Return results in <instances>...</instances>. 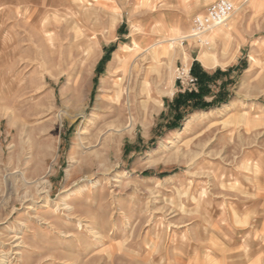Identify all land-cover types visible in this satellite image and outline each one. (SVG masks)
<instances>
[{
	"label": "rangeland",
	"instance_id": "obj_1",
	"mask_svg": "<svg viewBox=\"0 0 264 264\" xmlns=\"http://www.w3.org/2000/svg\"><path fill=\"white\" fill-rule=\"evenodd\" d=\"M171 1L0 0V264H264V6L208 67L152 57L206 10ZM193 57L228 100L170 128Z\"/></svg>",
	"mask_w": 264,
	"mask_h": 264
},
{
	"label": "trees",
	"instance_id": "obj_2",
	"mask_svg": "<svg viewBox=\"0 0 264 264\" xmlns=\"http://www.w3.org/2000/svg\"><path fill=\"white\" fill-rule=\"evenodd\" d=\"M122 29L123 27H121V30ZM114 49L115 46L111 47L106 52V55L102 58L98 67L104 66V64L110 60L109 56ZM190 73L198 78V90L194 89V91L186 90L184 92H179L173 98L172 102L169 103L170 107L174 111V116L171 120L172 122H170L168 125L170 128H179L181 125V119L188 110L206 109L212 105L223 103L228 100V95H223L226 86L225 82L221 83L220 88L222 89L218 94L214 95V98L211 100V102L206 101V98L211 95V83H216L221 77L226 76L229 71L223 72L220 69H217L215 73L212 74L204 70L201 63L198 60H195L191 67Z\"/></svg>",
	"mask_w": 264,
	"mask_h": 264
},
{
	"label": "bare ground",
	"instance_id": "obj_3",
	"mask_svg": "<svg viewBox=\"0 0 264 264\" xmlns=\"http://www.w3.org/2000/svg\"><path fill=\"white\" fill-rule=\"evenodd\" d=\"M235 4V3H234ZM242 4H240V6H236L235 5V11L232 13V15L222 24V25H218L215 28H213L210 32L208 37L211 39H215L217 37H220L221 35L224 36L225 30H227V28L231 25L230 23L233 22L235 15L237 13H239L240 9L242 8ZM234 16V18H233ZM232 18V19H231ZM177 36L174 37H170V38H161V40L156 41L154 44L151 45L150 51L152 54V57L155 58L156 60H160L158 57L161 56V54H164L166 56V58H168V60L170 62L173 63V61L176 58V55L178 54L177 51H182L183 54H185V57L187 58L186 52H185V48L183 46V40H193L192 37H189V35H180V32H178V34H176ZM225 38V37H224ZM228 44V43H226ZM227 47V46H225ZM224 53V52H223ZM226 53V52H225ZM224 58L222 60H219V56L212 50V48H209L208 50H206L203 54H202V59L203 62L206 66L210 67V66H217V65H222L225 66L228 59L226 56V54H223ZM171 64V63H170ZM172 64L169 67V72L171 74V76H174V70H173V66ZM165 65H167L165 63ZM221 67V66H220ZM189 67L187 66L184 70L185 73L188 72ZM176 73V72H175ZM161 74V73H160ZM165 74V73H164ZM170 76V77H171ZM172 76V77H173ZM171 77V78H172ZM159 79V78H158ZM161 79V78H160ZM174 79V78H173ZM157 82V81H156ZM159 83V82H158ZM143 92L145 93V95H148L147 98H149L150 100H152L154 103L157 102L155 100V97L158 95H162V93H174L173 89H164V88H159L157 87L155 90V93L152 94L151 90H149V88L147 87V85L144 87L143 86ZM150 91V92H149ZM129 95V94H128ZM155 96V97H153ZM130 97V96H129ZM130 98L128 99L127 102V106H129L130 103ZM130 124L127 125V127L125 129H129L132 130L133 126H134V122H133V117L131 115L130 119H129Z\"/></svg>",
	"mask_w": 264,
	"mask_h": 264
},
{
	"label": "built area",
	"instance_id": "obj_4",
	"mask_svg": "<svg viewBox=\"0 0 264 264\" xmlns=\"http://www.w3.org/2000/svg\"><path fill=\"white\" fill-rule=\"evenodd\" d=\"M206 10L202 13H198L192 18V30L189 33V37L193 38L194 42H197L200 47L209 48L212 40L208 37L209 32L218 25H222L235 11V4L232 0H216L208 4ZM189 42L183 40V43ZM192 64H190L188 72L185 74V90H196L198 78L190 73ZM185 70V69H184ZM180 81V79H178Z\"/></svg>",
	"mask_w": 264,
	"mask_h": 264
},
{
	"label": "crops",
	"instance_id": "obj_5",
	"mask_svg": "<svg viewBox=\"0 0 264 264\" xmlns=\"http://www.w3.org/2000/svg\"><path fill=\"white\" fill-rule=\"evenodd\" d=\"M212 1V0H172L170 3H172L174 5L175 8V12H192V10H201L204 9V7L206 8L208 5V3ZM216 1V0H215ZM235 2H240V4H245L247 6L246 7H251L253 8L255 11L262 8L264 6L263 0H234ZM142 4H152V0H141ZM153 2L157 3V4H164V3H169V0H153ZM214 2V1H213ZM210 4V3H209ZM243 7V6H242ZM240 18V14L238 13L237 15H235V18L233 20V22H231L230 26L227 28V30H225L224 36L225 38L228 40V43L232 44L233 39H234V34H237L238 31V27H237V22ZM223 38V39H225ZM223 41V40H222ZM199 60L198 58L193 57L192 58V63L195 60Z\"/></svg>",
	"mask_w": 264,
	"mask_h": 264
}]
</instances>
